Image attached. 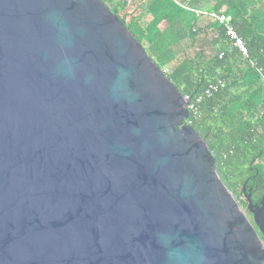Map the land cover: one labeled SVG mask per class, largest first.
Returning <instances> with one entry per match:
<instances>
[{
  "label": "water",
  "instance_id": "obj_1",
  "mask_svg": "<svg viewBox=\"0 0 264 264\" xmlns=\"http://www.w3.org/2000/svg\"><path fill=\"white\" fill-rule=\"evenodd\" d=\"M186 106L102 0H0V264H264Z\"/></svg>",
  "mask_w": 264,
  "mask_h": 264
},
{
  "label": "trees",
  "instance_id": "obj_2",
  "mask_svg": "<svg viewBox=\"0 0 264 264\" xmlns=\"http://www.w3.org/2000/svg\"><path fill=\"white\" fill-rule=\"evenodd\" d=\"M102 1L142 47L147 44L152 48L146 45L144 50L182 95L194 97L209 84L222 83L217 92L202 101L199 117L189 114L186 123L203 138L221 181L245 209L239 199L245 180H249L248 185L254 182L264 187V86L257 72H264V0H177L199 8L206 1L215 12L224 8L247 48V57L229 50L224 27L217 21L206 18L197 22L189 10L171 0L163 4L160 0H131L129 6L126 0ZM136 1L138 7L142 6L140 12L132 10ZM167 7L168 13L161 12ZM171 12L177 13L178 23L188 15L192 22L182 34L173 32L172 44L162 45V33L154 26L162 21L170 24ZM148 15L153 21L149 28L144 20Z\"/></svg>",
  "mask_w": 264,
  "mask_h": 264
},
{
  "label": "built area",
  "instance_id": "obj_3",
  "mask_svg": "<svg viewBox=\"0 0 264 264\" xmlns=\"http://www.w3.org/2000/svg\"><path fill=\"white\" fill-rule=\"evenodd\" d=\"M130 4L131 0H126V6H129ZM196 14L197 16H205L207 18L215 20L219 25H222L224 27L225 35L228 39L229 50H236L242 57H247V48L232 25V17L227 12H225L224 8H221L219 12H215L212 10L208 13L196 12ZM250 65L251 67L255 68V63L251 62ZM257 72L259 74L261 84L264 86V72H262L261 69H257ZM221 86L222 83L218 81L217 83L209 84L203 92L194 97L183 95L184 100L187 102L186 108L188 111V116L190 114L192 118H198L200 115V105L202 101L205 98L211 97Z\"/></svg>",
  "mask_w": 264,
  "mask_h": 264
},
{
  "label": "crops",
  "instance_id": "obj_4",
  "mask_svg": "<svg viewBox=\"0 0 264 264\" xmlns=\"http://www.w3.org/2000/svg\"><path fill=\"white\" fill-rule=\"evenodd\" d=\"M165 1L166 0H164V1L160 0V2L162 4ZM171 1L176 3L177 7L182 8V9L185 8V10H189L193 14L194 18L197 19V22L200 21L201 19H206L207 17H205V16H197L196 12L208 13V12L212 11V9L210 8V5L206 1H205V3L203 4V6L201 8H199V7H191V6L189 7V6H187V4H180L177 0H171ZM136 4H137V1L134 3L132 10L135 11V10L138 9L139 10L138 12H140V8H142V6L139 5V7H138ZM169 10H170L169 7H167L166 9L164 8V10L161 11V12L166 14V13L169 12ZM176 15H177L176 12H171L170 20H172V22L170 24L167 23V22L162 21V22H160V23H158V24H156L154 26L156 32L162 33L161 34L162 35L161 41H163L161 43L162 45L163 44H166V45L172 44L175 41V37L173 36V32L175 34H182L184 32L185 28H187V26L192 22V16L188 15L187 17L186 16L184 17L185 19L183 18V22L182 23H178L176 20L179 17H177ZM159 16H160V14H159ZM151 19H152V17L149 16V15L145 16V18H144V20H146L145 21V26H148V28L151 26V22H153V21H151ZM154 22H155V20H154ZM176 22H177V24H176ZM170 29H172V32H171ZM157 42L159 43V41H157ZM147 46H148L147 47L148 49L152 50V48H150L149 45H147ZM162 49H164V48H162ZM166 69H168V68H166Z\"/></svg>",
  "mask_w": 264,
  "mask_h": 264
},
{
  "label": "flooded vegetation",
  "instance_id": "obj_5",
  "mask_svg": "<svg viewBox=\"0 0 264 264\" xmlns=\"http://www.w3.org/2000/svg\"><path fill=\"white\" fill-rule=\"evenodd\" d=\"M248 181L249 180L246 179L245 182L242 184V187H241L242 196L239 197L240 201L242 203H245V206L247 205L246 196L248 194H250V199L253 203H259L261 196L264 195V187L259 188L260 186L258 185V183H254V182L252 185L251 184L248 185V183H247ZM256 198H258V200L254 201V199H256Z\"/></svg>",
  "mask_w": 264,
  "mask_h": 264
},
{
  "label": "rangeland",
  "instance_id": "obj_6",
  "mask_svg": "<svg viewBox=\"0 0 264 264\" xmlns=\"http://www.w3.org/2000/svg\"><path fill=\"white\" fill-rule=\"evenodd\" d=\"M143 47H145L144 49H146V45L144 44ZM239 200V199H238ZM239 203V202H238ZM240 208L245 212V209L243 207L240 206Z\"/></svg>",
  "mask_w": 264,
  "mask_h": 264
}]
</instances>
